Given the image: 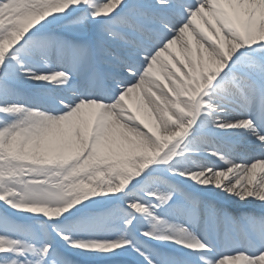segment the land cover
Masks as SVG:
<instances>
[{"label":"snow or ice","instance_id":"6c2138e0","mask_svg":"<svg viewBox=\"0 0 264 264\" xmlns=\"http://www.w3.org/2000/svg\"><path fill=\"white\" fill-rule=\"evenodd\" d=\"M0 264H264V0H0Z\"/></svg>","mask_w":264,"mask_h":264}]
</instances>
